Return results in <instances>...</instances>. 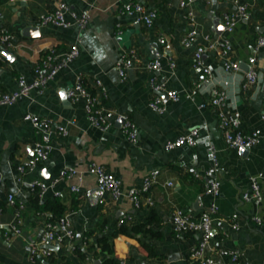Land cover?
Here are the masks:
<instances>
[{
	"label": "crops",
	"instance_id": "1",
	"mask_svg": "<svg viewBox=\"0 0 264 264\" xmlns=\"http://www.w3.org/2000/svg\"><path fill=\"white\" fill-rule=\"evenodd\" d=\"M132 1L156 12L151 26L119 12V0H0V32L12 36V46L0 43V91H16L19 76L31 82L33 66L49 50L65 52L73 45L79 49L73 62L43 90H33L15 105L0 108V264H31L29 250L42 247L38 244L47 224L59 218L50 209L55 204L62 206L61 216L68 219L74 238L61 245L51 244L55 249L50 258L39 259L40 263L102 264L107 255L98 248L97 241L104 236L120 264H193L190 253L198 235L176 238L171 216L175 209H182L197 218L211 202L217 206L214 249L237 251L248 264L263 263L264 232L253 218L264 223V180L259 177L264 172V47L256 49L257 39L264 38V1L239 0L247 6V14L227 36L232 47L230 60L239 63L244 73L248 59L255 57L259 74L256 86L242 89L238 83H229L227 88V101H233L241 113L242 130L261 133L259 143L249 150L226 147L214 111L208 106L200 107L209 101L207 89L194 90L204 78L194 66V50L224 36L222 19L235 10L234 5L228 0H192L189 7L182 9L179 0ZM59 4L76 15L87 13L86 27L79 29L68 14L65 19L71 26L66 29L40 26L39 16ZM190 18L197 37L193 46L185 48L180 41L192 28ZM161 36L171 43L169 52L159 45ZM121 54L135 55L124 81L115 69ZM202 57L217 80L221 79L223 56L219 50H207ZM154 60L159 61L161 69L151 73L147 66ZM79 75L93 93L94 81L99 80L106 95L103 104L131 118L137 130L134 144L125 139L118 125L106 131L92 127L84 112V101L73 103L67 99L66 92ZM153 76L179 94L175 102L161 97L165 104L161 115L149 107L153 94L148 81ZM28 113L50 119L53 130L57 125L65 126L68 135L55 136L48 160L34 171L19 175L17 166L32 157L38 140L31 125L22 120ZM192 128L199 131L195 147L164 151L165 142ZM211 149L218 162L216 170L211 167ZM91 164L103 166L120 180V199L105 196L104 203H99L96 178L87 173ZM64 167L76 169L81 179L57 181ZM155 169L159 171L158 183L143 195L140 208H134L127 192L139 188ZM195 173L200 178L195 179ZM212 179L220 182L214 198L204 193ZM251 179L260 188L259 203L241 200L242 193L251 189ZM54 181L57 182L52 185ZM169 181L173 186L166 185ZM33 182L39 183V193L38 188L33 189ZM71 186L78 187L79 192H71ZM55 193L60 195L55 197ZM8 195L14 197L16 205L23 206L18 235L10 233L15 207L7 205ZM233 217L239 227L235 231L230 227ZM126 218L131 219L130 224L119 225V220ZM149 219L151 224L147 225ZM142 224L149 232L130 233L132 227ZM121 226L127 228V234L114 236ZM143 245L151 246L154 256H147ZM77 246L83 258L76 253Z\"/></svg>",
	"mask_w": 264,
	"mask_h": 264
},
{
	"label": "built area",
	"instance_id": "2",
	"mask_svg": "<svg viewBox=\"0 0 264 264\" xmlns=\"http://www.w3.org/2000/svg\"><path fill=\"white\" fill-rule=\"evenodd\" d=\"M8 1L14 2L15 0ZM86 1L90 2L96 0ZM228 1L234 5L235 10L223 16L222 24L224 27V36L217 41L208 42L206 46H196L194 50V66L200 69L204 75L203 80L195 85L194 90L202 92L203 88L207 89L210 95L209 101L206 105L203 104L200 105V107L208 106L214 111L226 147L229 149L249 150L259 143L261 133L259 130H254L249 133L242 130L241 113L233 101H227L229 98L227 88L229 83H238L242 89L256 86L259 82V74L256 69L255 57H250L248 59V68L244 73L241 72L239 63L233 62L229 58L232 47L227 36L234 32L236 24L246 16L248 8L246 5L240 4L239 0ZM191 2L192 0H179V6L182 9H186ZM119 12L134 18L137 22H141L147 27L151 26L157 18L155 11L147 10L141 4L132 0H119ZM67 14L71 16L74 20V25H77L79 29H84L88 24L89 17L87 13L76 15L69 11L68 7L64 4H59L54 10L39 16L38 23L40 26H55L66 29L71 26L65 19V15ZM188 16L191 17L189 12ZM190 23L192 26L191 30L180 41L181 45L185 48L193 46L196 42L197 31L194 25H192V18H190ZM0 43L5 47L12 46V36L9 33L1 31ZM158 43L165 52H169L172 48L171 43L162 36L158 38ZM261 47H264L263 37H259L256 42V49ZM207 50H219L220 54L223 56L221 67L223 74L221 75L223 77L221 79L219 78L217 80L215 72L204 64L202 56ZM78 55L79 49L76 45L71 46L65 52L57 53L56 50H49L44 57L33 66V80L31 82H27L25 76H19L17 79L18 89L16 91L10 93L0 91V108L15 105L23 97H27L33 90H43L48 82L52 81L58 73L67 68ZM134 60V54L120 55L116 62L115 69L122 81L126 78L127 70L133 67ZM169 65L172 68L174 67V63L171 60ZM147 69L151 73L158 72L161 69L159 61L154 60L150 62ZM94 84L96 92L93 93L86 88L84 78L80 75L76 76L73 85L68 88L66 92L67 99L73 103L80 100L84 101V112L92 127L100 131H106L110 127L118 125L125 139L134 144L137 140L135 124L128 115L116 113L107 108L102 101V99L104 100L106 97L102 84L99 80H95ZM148 86L153 94L149 107L152 111L160 115L165 112V104L161 97L164 96L167 101L171 102L179 100V94L176 91L169 89L165 83L158 81L154 76L149 79ZM192 94L187 95V97H191ZM22 120L31 125L38 136V140L35 142L32 157L26 163L17 166L19 175L34 171L36 167L48 160L52 150V140L55 136L66 137L68 135L67 128L63 125H57L56 129L53 130V123L47 118H40L28 113L23 116ZM261 121L264 123V113L261 115ZM198 138V129L192 128L177 139L165 142L163 149L166 152H170L183 146L193 148L196 146ZM210 153L211 167L213 170H216L218 168V162L213 149L210 150ZM87 173L96 178L100 204L104 203L105 196H109L112 200H118L122 197L123 193L120 180L108 173L103 166L91 164L88 167ZM74 177H78L79 180L81 179L80 173L76 169L73 167H64L61 169L57 181ZM158 177L159 171L155 169L143 179L139 188H132L127 192V198L134 208H140L143 195L148 193L151 188L158 183ZM259 177L264 180V172ZM194 178H200L199 174L195 173ZM57 181H54L52 185ZM166 185L171 187L173 183L169 181ZM32 187L33 189L38 188V193L40 192L39 183L33 182ZM219 187L220 182L217 179H212L205 187L204 193L206 196L214 198L219 193ZM250 188V191L242 193L241 200L243 202L253 201L259 203L262 200V195L256 180L251 179ZM70 191L78 193L79 188L71 186ZM54 195L58 197L60 194L55 193ZM7 205L9 207H15L14 218L12 225H10V233L18 235L20 234L23 206L16 205L12 195L7 196ZM216 214L217 206L214 202H211L206 210L202 211L197 218L182 209H175L171 216L172 233L176 238H180L186 234L198 235L199 240L197 245L190 253V259L193 264H248L240 259V254L237 251L214 249L212 238L214 232L213 223ZM130 221V218L121 219L119 220V225L130 224L128 223ZM235 221V217L231 218L230 227L234 231L239 229ZM253 222L264 232V223L260 218L254 217ZM73 238L74 233L66 217L61 216L55 223L47 224L45 234L38 244L42 247L36 246L29 250L31 264H36L39 259L50 258L51 251L45 247L47 244L61 245L66 241L73 240ZM262 264H264V260Z\"/></svg>",
	"mask_w": 264,
	"mask_h": 264
},
{
	"label": "trees",
	"instance_id": "3",
	"mask_svg": "<svg viewBox=\"0 0 264 264\" xmlns=\"http://www.w3.org/2000/svg\"><path fill=\"white\" fill-rule=\"evenodd\" d=\"M50 209L55 214H57V216H59V217L61 216V214L63 212L62 206H60L58 204L50 206ZM148 224L149 225L151 224V219H149L147 221V225ZM144 232H149V231L147 229H145V225H143V224L138 225V226H134L130 229V233H133V234H139V233H144ZM118 234H127V228L121 226L120 229L116 233H114V236H117ZM97 245H98V248L107 255V258L103 261L102 264H120L114 258V254H113V251L111 249L109 239L107 237H104V236L100 237L97 241ZM143 248H144L147 256H154V251H153V248L151 246L143 245ZM75 251L79 255V257H82V258L84 257V254L82 253L81 249L78 246L75 248ZM37 263L43 264V263H40L39 261H37Z\"/></svg>",
	"mask_w": 264,
	"mask_h": 264
},
{
	"label": "water",
	"instance_id": "4",
	"mask_svg": "<svg viewBox=\"0 0 264 264\" xmlns=\"http://www.w3.org/2000/svg\"><path fill=\"white\" fill-rule=\"evenodd\" d=\"M35 30H37V29H35ZM27 33V32H26ZM8 54V53H7ZM245 150H247V149H245ZM47 249H49L50 251H52L53 249H55V247H53V246H51L50 244H47L46 246H45Z\"/></svg>",
	"mask_w": 264,
	"mask_h": 264
}]
</instances>
